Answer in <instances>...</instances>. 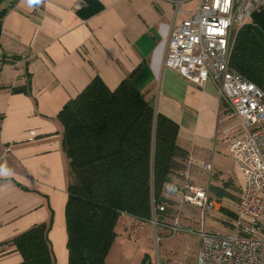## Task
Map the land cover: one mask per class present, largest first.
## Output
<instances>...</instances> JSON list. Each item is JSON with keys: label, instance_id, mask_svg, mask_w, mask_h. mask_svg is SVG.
Segmentation results:
<instances>
[{"label": "crops", "instance_id": "crops-1", "mask_svg": "<svg viewBox=\"0 0 264 264\" xmlns=\"http://www.w3.org/2000/svg\"><path fill=\"white\" fill-rule=\"evenodd\" d=\"M76 1L0 0V244L51 221L55 264L68 261L70 178L58 113L95 76L114 90L131 75L154 111L177 124V144L188 152L184 170L198 165L212 175L213 165L208 170L202 163L228 156L241 181L227 152L226 135L236 119L216 85L199 87L164 65L170 32L198 0L182 2L178 13L175 0H83L79 9ZM218 190L221 201H214L220 205L227 190ZM161 232L166 236L168 229ZM20 261L12 248L0 255V264Z\"/></svg>", "mask_w": 264, "mask_h": 264}, {"label": "trees", "instance_id": "trees-1", "mask_svg": "<svg viewBox=\"0 0 264 264\" xmlns=\"http://www.w3.org/2000/svg\"><path fill=\"white\" fill-rule=\"evenodd\" d=\"M230 65L264 91V12H253L231 47ZM62 148L69 158L65 203L67 264H106L124 214L150 220L170 217L175 201L163 184L179 179L188 158L177 144V124L156 113L131 75L110 90L95 76L58 113ZM174 216V215H173ZM37 223L0 244L19 252L18 264H55L48 232Z\"/></svg>", "mask_w": 264, "mask_h": 264}, {"label": "built area", "instance_id": "built-area-1", "mask_svg": "<svg viewBox=\"0 0 264 264\" xmlns=\"http://www.w3.org/2000/svg\"><path fill=\"white\" fill-rule=\"evenodd\" d=\"M184 1L175 0L177 13ZM82 5L83 0H77L74 7ZM259 11L264 12V0H198L190 16L168 36L164 65L199 87L212 81L236 119L226 139L241 184L228 232L205 228V219L216 205L207 189L188 179L186 170L178 180L163 184V193L173 195L178 205L191 203L200 209L194 264H264V91L230 65L238 29ZM202 166L211 169L210 163ZM164 210L165 205H156L150 220L161 224L156 213ZM177 218L166 224L170 236L184 229ZM157 236L159 243L162 237Z\"/></svg>", "mask_w": 264, "mask_h": 264}, {"label": "rangeland", "instance_id": "rangeland-1", "mask_svg": "<svg viewBox=\"0 0 264 264\" xmlns=\"http://www.w3.org/2000/svg\"><path fill=\"white\" fill-rule=\"evenodd\" d=\"M211 165H213L214 172L212 175H209L207 171L198 165H191L188 169L190 166L188 164L186 170H188L190 175H187V177L202 188L207 189L211 184L209 197L213 201L218 200L220 202L221 200L218 199V189L226 188L228 194L225 191L223 194L227 196V199L222 200L220 205H217L214 201L217 208L215 211H211V214L207 215L205 219L206 229L224 233V228L229 226L228 219L233 218L234 215L241 181L235 175L231 159L228 156L217 157ZM229 175L234 179L232 185L228 181ZM168 197L175 200L173 195H169ZM229 200H232L234 203H229ZM175 217H178L177 221L184 229L173 236H170L168 231L166 236L170 237L166 239L161 230L168 229L166 224ZM161 220L163 222L156 225L151 220L140 221L123 214L115 226L117 235L111 245L105 263L142 264L144 258L148 256L151 264H192L193 253L195 252L197 242L199 243V237L196 233L201 226L199 207L191 203H182L179 208L176 205L172 215L161 218ZM214 221L215 223H213ZM187 228H191L193 231H189ZM155 236L162 237L159 243H156ZM163 238L165 239L163 240Z\"/></svg>", "mask_w": 264, "mask_h": 264}, {"label": "water", "instance_id": "water-1", "mask_svg": "<svg viewBox=\"0 0 264 264\" xmlns=\"http://www.w3.org/2000/svg\"><path fill=\"white\" fill-rule=\"evenodd\" d=\"M142 264H150V259L148 256H146L143 260V263Z\"/></svg>", "mask_w": 264, "mask_h": 264}]
</instances>
